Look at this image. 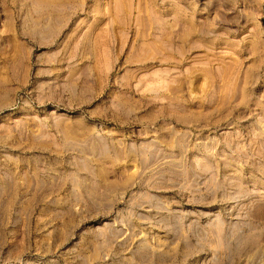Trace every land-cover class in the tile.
Listing matches in <instances>:
<instances>
[{"label":"rangeland","instance_id":"obj_1","mask_svg":"<svg viewBox=\"0 0 264 264\" xmlns=\"http://www.w3.org/2000/svg\"><path fill=\"white\" fill-rule=\"evenodd\" d=\"M0 264H264V0H0Z\"/></svg>","mask_w":264,"mask_h":264}]
</instances>
